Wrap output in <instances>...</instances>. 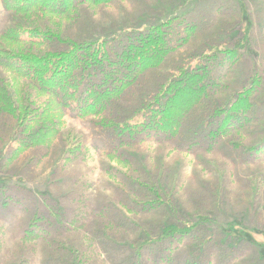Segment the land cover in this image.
<instances>
[{"label": "rangeland", "instance_id": "rangeland-1", "mask_svg": "<svg viewBox=\"0 0 264 264\" xmlns=\"http://www.w3.org/2000/svg\"><path fill=\"white\" fill-rule=\"evenodd\" d=\"M5 2L0 0V57L26 59L28 76L0 65V91L7 92L0 103V200L5 198V186H9L5 193L14 195L10 210L0 207V264L48 263L44 241L19 242L32 224L42 232H46L44 225L51 232L62 231L67 247L73 241L101 248L99 241L106 245L108 235L141 237L128 246L131 251L125 250V241L122 255L130 258L141 253L138 260L147 264H222L216 253L221 247L232 254L233 264H264V206L257 201L258 189L245 183L249 169L240 167L223 149H196L204 137L218 135V131L209 134L207 127L228 129L245 121L246 110L253 115L264 105V41L256 40L258 30L264 31L259 13L264 0H112L73 8L62 17L35 14L34 18L9 10ZM224 5L235 7L234 18L240 25L234 34L237 44H227L232 35L218 24L194 31L202 27L190 15L195 8ZM221 16L217 21L232 20ZM16 32L19 37L30 36L32 41L26 42L34 43L13 40ZM52 36L62 39L59 47L78 38L67 55L77 56L86 48L91 52L86 57L96 54L106 69L104 73L90 69L92 77L82 78L77 88L66 86L60 92L67 101L63 106L49 89L43 91L48 82L42 88L33 80L49 73L40 59L57 54L44 46H51ZM215 44L220 49L238 45L242 53L250 52L240 62L232 51L226 52V60L211 57L222 71H230L219 106L243 96L235 107L236 116L228 113L222 119L215 109L194 121L199 123L196 132L190 129L182 141L188 148L177 147L173 140L175 145L161 143L160 137L172 135L174 129L166 124L160 108L176 104L172 119L181 118L177 112L183 101L195 98L191 87L198 80L185 75L172 81L162 101L160 91L183 68L205 71L207 56L200 58L199 51ZM220 49L218 54L225 50ZM253 50L257 52L252 54ZM55 77L49 84L59 92L60 78ZM120 78L127 84L119 92L111 87ZM260 78L263 88L257 93ZM89 81H94L90 89L104 90L106 97L98 96L96 108L79 115L76 101L65 93L70 90L85 99L81 111L89 104ZM190 103L187 110L196 101ZM253 120L240 130L245 137L264 132V117ZM259 155L264 156V150ZM161 202L164 210L158 208ZM204 204L209 209H197ZM95 209L117 221L118 227L95 219ZM150 227L158 228L149 231ZM206 248L210 250L202 259ZM106 262L113 264L114 259L108 257Z\"/></svg>", "mask_w": 264, "mask_h": 264}, {"label": "trees", "instance_id": "trees-1", "mask_svg": "<svg viewBox=\"0 0 264 264\" xmlns=\"http://www.w3.org/2000/svg\"><path fill=\"white\" fill-rule=\"evenodd\" d=\"M110 1L112 0H70V2H68L67 4L64 3L65 5L64 4L56 5V2L52 3L53 0H6L5 5L9 10L14 11L15 13L31 15L33 16V18L35 17V14L50 15L52 17L54 16L62 17L66 15L68 12H70L73 8H77L82 5H86V4L95 5V6L99 4L104 5V4H109ZM229 1H232V0H229ZM195 9H199V10H195ZM195 9L194 11H192V13H190V15L191 14L194 15L192 16V18L202 23V27H197L194 30L195 32L204 31L205 29H209L210 27L216 26L218 24L219 26H221V28L225 27L227 31L232 35L233 40L230 42H227V44H233V43L237 44L234 34L239 32L240 25H239L238 20L237 19L235 20L234 18L236 15L234 12L235 7H232V6L227 7V5H224L223 7H217L216 9H212V8H205V7L199 6ZM259 13L262 19H264V9L262 11L260 10ZM220 16H221V19L232 17V20L231 21L225 20L224 22L223 21L219 22L217 20H218V17ZM27 18H30V17H27ZM262 25H264V23ZM225 28L222 29V32H225ZM20 34L21 33H17V32L12 34V37H13L12 39L17 42L34 43V42H26V41H32L31 39H29L31 38L30 36L29 37H19ZM251 37H252V34H251ZM52 39H54V41L51 42V46L46 45V43L44 44V46L48 47L50 50H53L54 52H57V54L51 55L50 57L40 59V62L45 66L42 69L47 70L49 73L44 76V79L38 77V79H33V80L39 84V87L41 86L42 88L45 87L46 83L48 82V85L45 87V89H43V91H47L49 89V91H51V93H53L55 97H57L58 99V101L56 100L57 103L63 106L65 105L67 101L62 99V97L60 96V92H62V90L65 89L66 86L70 85L74 88H77L78 82L82 78L92 77L89 73L90 69H98L102 71L103 73L106 71V69L104 68L105 63L100 62L98 61V59H96V54L93 53L94 54L93 58H90V59L86 57L87 54H91V52L89 50H86V48L84 49V51H80L81 53L77 54V56L73 55L75 52L71 53V55L69 56L67 55L71 51H74V48H73L74 45L72 44L74 42L77 43V41L75 40H77L78 38H75V40L68 39L67 41L69 44L71 43V45H66L65 47H59L62 44L61 43L62 39L58 37H53V36H52ZM256 40L258 42L264 41V31H262V29L258 30V35L256 37ZM180 41H183V43L185 42L184 40H180ZM55 44L58 46L57 47L58 49L55 48ZM217 45L215 44V46L214 45L209 46L208 48L202 51H199L202 54L199 56L200 58L207 56L206 61L208 63L207 62L205 63V66H204L206 67L204 69L205 71L195 73L191 71L192 70L191 66L183 68L182 72L180 73V70H179L178 74L174 76L173 79L166 84V86L164 87L162 91H160L158 100L162 101L164 96L170 90L172 86L171 84L172 81H175L180 78L182 80V78L185 75H188V76L190 75L192 76L191 79L198 80L196 85L191 87V92L195 94L194 95L195 98H193L192 101L190 100L187 102L183 101V104L180 107L181 110L177 112V114H180L182 116L181 118L175 119V120L172 119V116H174V114H172V111L176 112L174 110V107L176 104H174V106H171L172 104L167 105V106L164 105L162 108H160V110H162V112L165 115L166 124L168 123V125H170L174 129V133L172 135L169 134L164 137H160L162 138L160 139L161 143L166 142V141L171 142L173 140L177 144V147L178 145H181V147L188 148L190 147V145L185 146L186 144L184 145L182 141H184L183 138L187 135L190 129H193V131L196 132L199 123H193L194 121L196 122V120H198L199 118L212 114L213 111H215V109L218 110L216 111L215 115L222 116V119H224L228 113L232 114L233 116H236L234 113L235 107L239 105V102H241L243 96H241L238 99L237 98L235 99L236 96H234L233 98L231 97L226 102L223 108L219 106L222 103L221 102L222 99L219 96L222 93V90L224 89V87L226 86V84L223 86V81L225 78L229 77L228 75L230 74L229 73L230 71H224V70L222 71L221 65L220 66L216 65V62L214 61V59L216 58L219 61L226 60L225 58L226 52L232 51L237 56V60L239 59V62H240L241 59L245 58L246 55L249 54L250 52H246L244 50L242 53L240 49H238V45H235L234 47L226 48V49L222 47V49H225V50L221 52L220 54H218L217 50L220 48H218ZM193 46L195 47L196 44H194ZM59 49H64V50H59ZM199 52H196V54ZM254 52H257V51L253 50L252 54H254ZM158 54L162 57V54L160 52H158ZM72 56H74L75 58L74 61L71 60ZM213 56H214V59H211V57ZM165 58H166V55H163L162 59H165ZM25 61L26 59H20L19 61H12L10 58L0 57V63H1L0 65L3 68H5L6 70H8L9 72L13 74L20 73L24 75L25 77H27L28 75H27V68L25 66ZM59 73L62 75V77L61 75H59ZM54 76H56L55 80L57 78L58 79L60 78L59 80L60 82L57 85L59 92H57L49 84L50 80H53ZM21 77L22 76H18V78H21ZM202 77H204V79H201ZM263 79H264V76H263ZM112 80L110 82H113ZM92 82L94 81H89L88 83L87 91L89 92V95H90V97L86 100V102H89L88 107H85V109H81V111L79 108L83 105V101L85 99H83L82 96H78L77 95L78 93L76 92H68L70 90H68L66 93L64 92L65 97L68 96L69 99L73 98L72 101H76V106H77L76 110L78 111L79 115L82 114V112L85 113L87 111L94 110L96 108V103L94 106V100H96L98 96L106 97V93H104V90L102 92H97L98 89L96 90L90 89V84ZM260 83L262 84L261 78H260ZM125 84L127 83L122 81V79L120 78V80L114 82L115 87L112 86L111 88L116 89L120 92L121 89L125 86ZM263 84H264V80H263ZM263 84L261 88L255 90L257 91V93L263 88ZM228 87L229 86H227V88ZM5 93L7 92L0 91V103L4 102V100L6 99ZM51 93L49 92L50 95ZM193 101H196V103L187 110L188 106L191 104L190 102H193ZM204 104H205L204 108L200 109L198 112L193 113L192 115V112L195 109H197L198 107ZM195 106L197 107L192 111V108H194ZM247 109H249V107ZM257 109L260 111H258L257 113L254 112L255 114L253 115H250L248 111L246 110L245 121H243L242 123L237 122L236 124H233L228 129H221V127L218 126L215 129L213 128L214 129L213 130L207 127L206 130L209 131L208 132L209 134L217 133V131L219 133H217L218 135L213 136L212 138L204 137L205 138L203 140L204 143L196 146V149H199V148H204L208 150L223 149L225 151H228L229 155L235 158L234 161L237 164H239L240 167H243V168L247 167L249 169V174L245 177V183L247 185L255 186L256 189H258L259 199L257 201H259L260 204L262 203V205L264 206V168L262 167V165H264V156L259 155L260 151L264 150V132L259 133L258 135L254 137L253 135H251L252 138H248V137H245L240 131L241 129H246L248 127V124L250 123L248 122L249 119L257 120V119H262L264 117V112H262V110H264V105L257 107ZM187 116H189V120L187 121V123H185V118ZM5 123L6 121L4 120L3 125H5ZM174 142H171V143L174 144ZM193 148L195 147L189 148L188 150H191ZM251 150H252V153H251ZM222 182H223V179L219 180L221 187L223 186ZM0 187H3V186H0ZM4 188L5 190H8L7 188H9V186H5ZM5 190L2 191L5 198L3 200H0V207L1 208L7 207V210H10L11 208L10 204L12 200L11 198H13L14 195L5 193L6 192ZM150 192L151 190H148L147 193H150ZM229 196L230 195H228V197ZM164 205L165 204L161 202V204L158 205V208L164 210L165 209ZM209 206L210 205L208 204H204V207L198 206L197 209H209ZM18 215L19 214L14 215L13 218ZM93 217L95 219L104 220L108 224L115 225L116 227H118L119 225L117 221L113 220L108 215L106 214L104 215L102 212L97 211V209H95V211L93 212ZM100 223L101 222H99L98 224ZM44 226H42L41 228L46 230V232H42L41 230L38 231L40 226L36 230L35 228H33V224L30 225L29 228L26 230L27 232L25 231V234L21 236L19 242L24 243L28 241H38V240L44 241L46 243V252L49 253L47 264H51V263L57 264L56 262H59V264H108L106 262V259L108 257H111L114 259L113 264H136L137 262L138 264H147V261L142 262L138 260L139 256H141V253H137L135 256L133 255L130 258L123 257L122 255L125 241L127 242L125 244L127 245V248L125 250L131 251V248L128 246L135 245L141 237L137 238L135 236V237L130 238L127 235H123L121 236V238H119L120 236L117 237V236H112V235L107 234L108 235L107 240L104 239L106 241V245L104 243H100L99 241L101 248H98L97 246L86 247L83 244H76L73 241L70 242L71 246L67 247L66 240H64V234L62 231L59 230V231H56V233L53 231L51 232V230L49 231L48 228H44ZM157 228L158 227L156 228L150 227L149 231L157 229ZM213 241L217 242L216 239ZM64 243H65L64 247L66 248L63 247ZM209 243L210 242H208V244ZM106 246L108 247L107 251L105 250ZM206 249L207 251L205 250V251H202L201 253L202 259H205V256H206L205 253L210 250V248L209 249L206 248ZM62 250L65 251L64 256L62 254ZM20 252H22V250ZM217 252L220 253L219 256L221 258L219 263L233 264L234 259L231 257L232 254H229L222 247H221V250L216 251V253ZM209 255L211 254L208 253L207 256ZM202 259L201 261H203ZM198 260L200 262V259Z\"/></svg>", "mask_w": 264, "mask_h": 264}]
</instances>
